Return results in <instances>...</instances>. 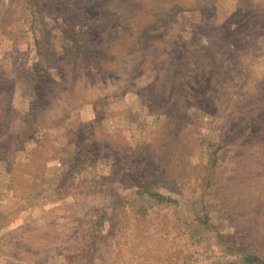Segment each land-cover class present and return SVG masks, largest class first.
Returning <instances> with one entry per match:
<instances>
[{
  "label": "rangeland",
  "instance_id": "1",
  "mask_svg": "<svg viewBox=\"0 0 264 264\" xmlns=\"http://www.w3.org/2000/svg\"><path fill=\"white\" fill-rule=\"evenodd\" d=\"M33 3L0 0V264H234L187 217L205 192L234 238L202 190L214 149L222 181L264 193V155L238 174L234 157L249 153L218 143L220 129L245 132L243 117L263 112L264 0ZM140 150L176 188L157 183L176 201L146 216Z\"/></svg>",
  "mask_w": 264,
  "mask_h": 264
},
{
  "label": "trees",
  "instance_id": "2",
  "mask_svg": "<svg viewBox=\"0 0 264 264\" xmlns=\"http://www.w3.org/2000/svg\"><path fill=\"white\" fill-rule=\"evenodd\" d=\"M33 1L34 0H28V3L30 5H33ZM29 9H31V11H34L36 8H34L33 6H29ZM236 107L235 109H237ZM262 110L263 112L259 116L255 115V117H243L240 124L242 126L244 125L245 132L238 131L237 128L231 123V121H228V124L231 123L229 127L219 130L218 143L221 147L225 146L226 144H236L238 148L243 147L246 149V152L249 153L246 155L244 154V152H241L237 154V157H234L235 159H237L238 163L235 166V171L238 172V174L241 173V171H246L243 167H241L248 161L244 160L250 159L248 164H251L252 162V168H255V164L257 162L256 160L259 159L261 155H264V136L254 134L251 130H246L245 127V124L249 122H259L260 124H264V106H262ZM169 136L170 134H168L165 138L170 139ZM175 143L176 146H171L172 156H174L175 153H178L175 152V147H177V150L180 149H178L180 142H176L175 139ZM257 148L261 149V152L259 154H257ZM135 153L138 152L135 151L134 154ZM140 153V155H135L138 159L136 162L138 166L136 169L137 172H134V174L138 175V178L141 179V181L137 183L139 185V188H137L136 191L139 194L145 196L146 202L138 206L136 210L138 212H141L142 215L146 216L150 208H153L155 206H164L176 201L169 195H166L159 191H154V186L157 183L165 182L167 183L169 188H176L174 182L166 179L162 167L153 170V172H148L145 169L148 156L146 157L144 154H142L141 150ZM129 159L132 162L133 155H131V157L129 156ZM219 159L218 149L212 150L205 166L206 174L204 176V184L202 186V190L204 189V191H207L210 188L212 189V194L214 196L213 200L216 199L218 201L217 210L226 214L229 224L234 225V238H232V236L227 233H223L222 230L219 229V226L215 224L213 219L214 216L208 208L209 200L206 199L205 192L201 193V195L195 199V208H197V210L192 212V214L187 217L190 225L194 227L190 231H196L197 229L214 230L216 241L223 247L224 252L226 254L235 255L233 258L234 264H264L263 190L252 191V183H247L248 187L251 188V191H249L248 189H240L239 187L241 185H228L231 180L222 181L224 174L223 169L220 170V168L218 167ZM241 159H243V161H241ZM242 162L243 165H240V163ZM79 165H81L83 169H92V167H89L90 165L94 167V172L97 170L96 164H90L85 159L78 162L77 166ZM256 166L258 167L257 164ZM125 169H128V171L124 174L122 180L120 179V181L124 185H131L134 182L132 178L133 172L132 174L130 172L134 169L131 166L129 168L126 167ZM182 190L183 188H179V193H181ZM236 192H238V194ZM191 205L193 206V204ZM192 237L196 238L195 236Z\"/></svg>",
  "mask_w": 264,
  "mask_h": 264
}]
</instances>
